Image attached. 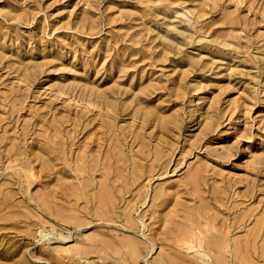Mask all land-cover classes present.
<instances>
[{"label":"rangeland","instance_id":"obj_1","mask_svg":"<svg viewBox=\"0 0 264 264\" xmlns=\"http://www.w3.org/2000/svg\"><path fill=\"white\" fill-rule=\"evenodd\" d=\"M0 264H264V0H0Z\"/></svg>","mask_w":264,"mask_h":264},{"label":"bare ground","instance_id":"obj_2","mask_svg":"<svg viewBox=\"0 0 264 264\" xmlns=\"http://www.w3.org/2000/svg\"><path fill=\"white\" fill-rule=\"evenodd\" d=\"M221 241V240H220Z\"/></svg>","mask_w":264,"mask_h":264}]
</instances>
